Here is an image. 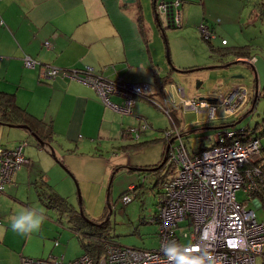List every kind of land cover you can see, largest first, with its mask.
Listing matches in <instances>:
<instances>
[{
	"label": "crops",
	"instance_id": "1",
	"mask_svg": "<svg viewBox=\"0 0 264 264\" xmlns=\"http://www.w3.org/2000/svg\"><path fill=\"white\" fill-rule=\"evenodd\" d=\"M153 3L155 0H0V92L12 94L18 106L50 126L51 137L44 141L53 147L56 155L55 162L46 152H37L32 146L23 149L27 163L13 174L12 181L5 184L0 193V264H19L22 256H63L64 260H69L79 255L69 253L66 247L58 245V241L57 247H54L55 241L52 246L51 240L57 239L58 226L55 222L46 220L39 232L22 236L11 231L8 218L22 208H41L43 204L52 217L56 211L67 213L60 208L61 205L47 204L46 197L51 194L50 187L61 196L55 189L58 180H66L65 172L58 166L60 161L64 163L60 154L64 150L75 152L85 141L92 143L99 138L115 139L118 136L111 129L113 123L120 124L116 111L105 106L92 87L64 76L63 70H82L88 66L94 74L109 80L122 77L130 82L153 84L161 96H165L166 87H161L154 80L157 76L170 79L173 72L180 71L166 59L168 49L166 44L164 48L165 39L163 42L161 38H164L161 33L162 14L155 15ZM45 41L49 42L48 46ZM24 56L56 67L60 73L49 80H42L38 75V66L27 68L23 65ZM236 59L234 62L243 61L242 57ZM173 60L180 67L177 57L174 56ZM230 85L227 91L235 86ZM113 98L117 99L116 102L121 100L119 96ZM168 99L173 100L174 95ZM198 112L206 117L203 110ZM228 119L218 120L219 125L229 126L224 121ZM213 121L205 118L204 124L192 131L204 127L215 129ZM127 127L131 126L120 128L121 139L131 137ZM17 128L14 132L10 130L15 133L8 138L12 141H1L0 138V146L12 148L21 143L20 139L29 142L34 139L37 147L48 149L46 145L42 147L29 130ZM123 130L128 135H124ZM163 140L164 149V133ZM72 142L75 144L73 149L70 147ZM131 144L133 142L123 144L121 149L131 151L125 149ZM129 155L119 159L122 164L119 168L143 175L139 168L144 165L134 163ZM70 170L74 175L75 168ZM149 175L144 174L143 177L145 180L150 178L151 183L154 175ZM132 185L135 186L131 184L129 187ZM263 197L264 184L260 183L259 191L252 193L251 199L261 206ZM68 221L72 224L69 218ZM70 229L81 252H84L72 226ZM64 233L59 232L60 238Z\"/></svg>",
	"mask_w": 264,
	"mask_h": 264
},
{
	"label": "rangeland",
	"instance_id": "2",
	"mask_svg": "<svg viewBox=\"0 0 264 264\" xmlns=\"http://www.w3.org/2000/svg\"><path fill=\"white\" fill-rule=\"evenodd\" d=\"M180 2V6H177L180 26L173 27L164 14L160 16L163 20L161 33L164 35V38L163 36L161 38L163 42L165 39L164 48L166 44L168 49L166 59L171 62V66L180 70L173 72L170 83L165 85L167 92L165 96H157L163 100L174 95V101L168 100L170 113L164 112L158 104L136 98L132 114L115 112L120 118V124L113 123L111 129L116 132L117 138H99L92 143L85 141L75 152L67 153L64 150L60 154L64 163L60 161L58 166L65 172L66 180L56 182V191L67 199L72 209L81 211L84 219L94 222L95 224L89 221L92 226L103 222L105 235L112 239V243L121 246L156 248L158 245V223L151 219L158 214L159 184L155 187V181L150 183V178L143 181V176L144 174L148 176L152 170L154 172L153 168L167 156L168 151L165 152L162 145L163 133L176 129L187 134L183 136V141L189 153L213 144L215 129L204 127L193 132L192 129L204 124L206 117L196 109L180 105L182 99L217 98L220 93L227 92L230 84L243 85L247 89L245 104L237 108L232 117L221 113L222 110L219 108L214 124L219 125L218 120L230 117L224 120L230 127L237 129L248 125L251 128L255 123H260L264 116V7L261 5L264 0H180ZM200 25L206 26L215 34V38L210 40L214 46L213 50H210L209 44L203 38ZM221 38L227 41L226 46H220ZM218 47L240 48L248 53V56H252L251 61L250 58H243V61L234 62L237 59L232 54L222 55ZM174 56L177 57L176 61L180 67L173 63ZM197 82H200L198 87ZM113 97L110 99L117 101ZM175 105L179 107L176 108ZM180 109L184 110L183 113ZM141 122L147 123L148 129L140 132L139 139H134L132 135L125 136L126 139L120 138L121 127H137ZM10 130L14 132L18 128L0 125L1 141H12L8 138L15 133ZM170 137L173 146L177 143V138L175 135ZM31 140L32 142L20 139L24 144V150L32 146L37 152H46L56 162V155L51 154L46 142L40 145L42 147L46 145L48 149H42L36 146L34 139ZM138 140L139 143L145 140L151 143L141 149H138L139 146L125 148L131 151L121 149V145ZM165 140L166 146L169 138ZM74 145L72 142L71 149ZM127 154H131L129 157L135 161L134 163L144 165L139 169L143 175L139 176L136 171L130 172L119 168L122 165L119 159L126 158ZM74 168L76 172L73 175L70 169ZM131 184L138 188L134 190L133 185L129 187ZM127 189L131 191L129 193L131 201L123 203L121 199ZM235 194L238 201L248 202V207L254 211L258 221H264L263 207L253 202L254 199L247 197L243 189H238ZM40 207L45 210L46 220L55 222L58 226L57 239L51 240L52 246L54 241H58L57 244L66 247L69 253H82L70 229L72 224L68 221V213L56 211L52 217L44 204ZM61 231L65 232L62 238L59 235ZM57 244L55 243L54 247H57ZM257 264H261L259 257Z\"/></svg>",
	"mask_w": 264,
	"mask_h": 264
},
{
	"label": "built area",
	"instance_id": "3",
	"mask_svg": "<svg viewBox=\"0 0 264 264\" xmlns=\"http://www.w3.org/2000/svg\"><path fill=\"white\" fill-rule=\"evenodd\" d=\"M180 4V0L155 1L156 10L172 25H179L177 6ZM199 27L204 39L215 37L206 26ZM44 44L48 46L49 42ZM23 65L27 68L38 66L42 80L60 73L58 68L40 64L30 56L23 57ZM63 75L92 87L103 104L116 112L132 114L136 98L146 96L155 100L164 112L170 113L168 100L171 99L158 98L161 92L153 84L129 82L122 77L109 80L94 74L88 66L82 70H63ZM111 96H119L120 102L111 100ZM246 98V87L236 84L226 93H220L214 101L182 99L180 105L203 110L207 119L213 121L219 108L224 115L232 116L245 104ZM146 129L147 123L141 122L137 127H127L126 131L138 139L140 132ZM167 131L165 138L171 139L170 136L175 135L177 143L173 146V142L170 143L162 166L171 168V171L160 184L158 214L151 219L158 223L156 248L126 247L106 242L98 255L84 251L69 260H64L63 256H22L19 264H168L161 251V244L166 240H177L186 245L200 244L214 257L215 264H257V258L264 252V222L258 221L248 202L238 201L235 193L243 189L251 198L260 185L259 178L264 175L260 139L245 136L242 128L219 125L215 127L213 144L189 153L183 141L186 134L176 129ZM23 146L21 143L12 148L0 146V193L5 184L12 181L13 174L27 163ZM130 192L126 191L122 196L123 203L131 201ZM202 234L206 237L203 240ZM260 263L264 264V261Z\"/></svg>",
	"mask_w": 264,
	"mask_h": 264
},
{
	"label": "trees",
	"instance_id": "4",
	"mask_svg": "<svg viewBox=\"0 0 264 264\" xmlns=\"http://www.w3.org/2000/svg\"><path fill=\"white\" fill-rule=\"evenodd\" d=\"M262 7H264V2H262ZM155 12L157 13L155 3H153ZM173 27L175 26H180L179 25H172ZM215 38V37H214ZM213 39V38H212ZM211 39H205V41L209 44L210 50H213L214 46L210 41ZM221 40H225L224 38H221ZM220 40V45L224 46L225 43H221ZM220 49V52L222 55H233L235 58L242 57V58H247L251 59L252 56H248V53L245 51L241 50L240 48H235V47H218ZM249 59V60H250ZM172 68V67H171ZM193 69V68H192ZM179 71V70H178ZM182 72V71H181ZM171 79L167 76H157V78L154 80L155 83L159 84L161 87L165 86L166 84L170 83ZM140 99H145L147 101H151L155 104V100H151L149 97L146 96H139ZM133 113V112H132ZM0 123L1 124H15V125H26L27 127L30 128L31 131H33L42 141L46 140V138H50L52 131L50 129V126H47L42 120L32 116L29 112H27L24 108L18 106L14 100V97L12 94L6 93V92H0ZM219 125H215L214 127H217ZM165 131V130H164ZM242 131L245 133V136L251 135V136H256L260 139V151H261V160L264 159V116L262 118V121L259 123H255L253 127L244 126L242 128ZM123 130L124 135H128L126 132ZM163 140V137H162ZM164 141V140H163ZM46 142V141H44ZM149 140H145L142 142H134L131 145L127 146H139L138 149L143 148ZM142 144V145H141ZM161 167L160 170L157 169V171L149 172L148 174H153L154 179L152 182H154V186L156 187L158 184H162L163 178L166 177V174L171 171V168H167V170H164V168ZM262 173L264 174V165H262ZM157 174L160 176L156 177ZM156 175V176H155ZM145 180V179H144ZM259 182L261 184H264V175L259 178ZM259 183V184H260ZM260 186V185H259ZM49 188V187H48ZM137 188V186H134V190ZM161 186L157 189V194L160 193ZM43 191V189H41ZM51 194L49 196H46L48 199V203L52 206L64 208V210L68 213L69 219L72 221V229L75 232V234L78 236L80 245L83 249V251H90L92 254L98 255L102 249L103 245L106 242H112V239H110L109 236H106L103 229L104 226L103 224H96L95 227L92 226V223H89L88 220L83 218V215H81L79 212L75 211L74 209L71 208L70 204L68 203L67 199L63 196H59L58 194H55L53 190H50ZM129 191L128 189L125 190L124 192ZM259 191V187L257 190L253 192L255 194L256 192ZM123 192V193H124ZM250 198V197H249ZM159 201V200H158ZM260 207L264 208V197L260 200ZM103 232V233H102ZM260 262L264 261V252L262 256L259 258Z\"/></svg>",
	"mask_w": 264,
	"mask_h": 264
},
{
	"label": "clouds",
	"instance_id": "5",
	"mask_svg": "<svg viewBox=\"0 0 264 264\" xmlns=\"http://www.w3.org/2000/svg\"><path fill=\"white\" fill-rule=\"evenodd\" d=\"M11 231L22 236L39 232L47 219L43 208H22L10 216ZM206 237L202 234V240ZM161 251L167 258L168 264H215L214 257L200 244H183L177 240H166L161 244Z\"/></svg>",
	"mask_w": 264,
	"mask_h": 264
},
{
	"label": "water",
	"instance_id": "6",
	"mask_svg": "<svg viewBox=\"0 0 264 264\" xmlns=\"http://www.w3.org/2000/svg\"><path fill=\"white\" fill-rule=\"evenodd\" d=\"M156 1V0H155ZM155 15H156V12H155ZM180 71V70H179ZM199 84H200V82H197V87L199 86ZM206 100H212V99H214V98H205ZM251 109H252V107H251ZM1 124V123H0ZM9 126H16V127H22V128H26L27 130H29V132L31 133V135L34 137V138H36V140L39 142V143H43L44 141H42L33 131H31L30 130V128L29 127H27L26 125H21V124H19V125H11V124H8ZM172 141V139H169V143ZM169 143L165 146V152L166 151H168V148H169ZM49 145V147H50V150H51V154L52 155H54V149H53V147L50 145V144H48ZM166 155V154H165ZM165 160H166V156H164V158L162 159V161H161V163L157 166V167H155V168H153V169H158V168H160V167H162L163 165H164V162H165ZM140 169V168H139ZM107 206H109V204L107 203ZM81 215H83L82 214V212L80 211L79 212ZM108 217H106V219H107ZM86 220H88V219H86ZM88 221H90V220H88ZM90 222H92V221H90ZM93 224H95L94 222H92ZM103 223V222H102ZM102 223H97L98 225H100V224H102Z\"/></svg>",
	"mask_w": 264,
	"mask_h": 264
},
{
	"label": "flooded vegetation",
	"instance_id": "7",
	"mask_svg": "<svg viewBox=\"0 0 264 264\" xmlns=\"http://www.w3.org/2000/svg\"><path fill=\"white\" fill-rule=\"evenodd\" d=\"M170 1V0H169ZM168 0H167V2H169ZM160 13H156V15L158 16ZM180 16V15H179ZM167 21H168V23L170 24V25H172L171 23H170V21L167 19ZM183 71V70H182ZM180 91L181 92H183V89L182 88H180ZM217 98H214V100H216ZM201 100H203V99H201ZM204 100H206V99H204Z\"/></svg>",
	"mask_w": 264,
	"mask_h": 264
},
{
	"label": "bare ground",
	"instance_id": "8",
	"mask_svg": "<svg viewBox=\"0 0 264 264\" xmlns=\"http://www.w3.org/2000/svg\"><path fill=\"white\" fill-rule=\"evenodd\" d=\"M169 1V0H168ZM161 90V89H160ZM169 97V96H168ZM182 99V98H181ZM195 100V99H194ZM174 101V100H173ZM208 101H214V99L213 100H208ZM175 104V103H174ZM176 106V105H175ZM237 111V110H236ZM206 114V113H205ZM206 118H207V116H206ZM208 120V119H207ZM209 121V120H208ZM143 180V179H142ZM144 181V180H143ZM236 195V194H235ZM246 199V198H245Z\"/></svg>",
	"mask_w": 264,
	"mask_h": 264
}]
</instances>
